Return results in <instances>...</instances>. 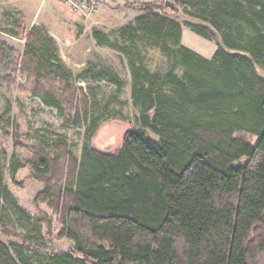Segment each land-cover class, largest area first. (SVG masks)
<instances>
[{
  "label": "trees",
  "instance_id": "trees-1",
  "mask_svg": "<svg viewBox=\"0 0 264 264\" xmlns=\"http://www.w3.org/2000/svg\"><path fill=\"white\" fill-rule=\"evenodd\" d=\"M137 15L110 40L130 72L133 127L116 151L85 147L79 159L64 142L56 154L23 144L11 134L7 106L0 115V264H264V0L135 2ZM187 18H171L179 9ZM14 18V17H13ZM183 28L215 43L205 58L182 44ZM6 36L23 41L19 57L0 40V86L29 92L76 128L92 121L89 99L77 81L123 86L111 68L74 75L54 38L41 26L24 29L14 18ZM167 59L150 72L143 51ZM25 74L16 84L9 71ZM30 158H8V172L28 168L43 186L35 199L51 209L56 236L70 251H47L35 222L4 183L2 140ZM24 235L5 228L8 215ZM4 223V224H3Z\"/></svg>",
  "mask_w": 264,
  "mask_h": 264
},
{
  "label": "rangeland",
  "instance_id": "rangeland-1",
  "mask_svg": "<svg viewBox=\"0 0 264 264\" xmlns=\"http://www.w3.org/2000/svg\"><path fill=\"white\" fill-rule=\"evenodd\" d=\"M68 1V2H67ZM0 0V40L14 50L19 57L23 47L22 40L12 39L2 33L8 29L11 21L17 18L25 30L31 26H41L56 41L61 57L67 68L74 75L87 68H111L121 79L123 86L117 89L104 80H78L89 99L92 121L86 125L70 128L65 125V117L54 109L45 107L41 101L29 92H19L17 87L0 86V115L10 108L9 115L13 122L11 134L28 146H38L56 154L54 144L64 142L69 152L79 159L83 148L116 151L122 141L123 133L133 127V118L138 110L131 101V78L127 62L120 52L98 45L94 32H101L110 40L117 37L118 30L130 22L137 12L129 5L139 3H160L167 0H92L95 11L86 10L88 0ZM83 1V2H82ZM14 17V18H13ZM180 22L186 20L182 8L171 14ZM182 44L195 53L209 58L215 51V43L207 42L183 28ZM145 64L150 72H164L169 63L156 49L143 51ZM16 84H25L27 77L17 71L8 72ZM13 139V138H12ZM11 138L2 140L1 146L6 154L3 162L4 183L13 201L22 208L35 222L47 216L51 222V231L42 226L40 234L47 251L64 253L73 248L66 240L56 236L60 227L55 223L51 209L35 199L43 186L36 182L28 168L20 169L13 181L8 172V158L14 155L22 164L30 153L25 149L15 148ZM9 224L5 228L17 235H24L23 224L14 215H8ZM4 224V223H3ZM0 240L7 242L4 236Z\"/></svg>",
  "mask_w": 264,
  "mask_h": 264
},
{
  "label": "built area",
  "instance_id": "built-area-1",
  "mask_svg": "<svg viewBox=\"0 0 264 264\" xmlns=\"http://www.w3.org/2000/svg\"><path fill=\"white\" fill-rule=\"evenodd\" d=\"M65 1H67V0H65ZM67 2H68V1H67ZM82 2H83V1H82ZM92 4H93V1H92V0H88V4H87V8H86L88 14H89V11H91V12L95 11V8L92 7Z\"/></svg>",
  "mask_w": 264,
  "mask_h": 264
}]
</instances>
